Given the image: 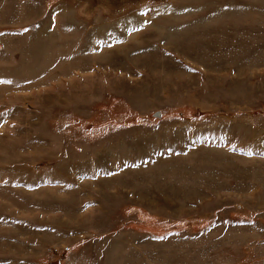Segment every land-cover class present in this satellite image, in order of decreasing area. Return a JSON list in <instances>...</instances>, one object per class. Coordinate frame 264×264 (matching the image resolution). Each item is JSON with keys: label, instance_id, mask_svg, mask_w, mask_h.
<instances>
[{"label": "rangeland", "instance_id": "1", "mask_svg": "<svg viewBox=\"0 0 264 264\" xmlns=\"http://www.w3.org/2000/svg\"><path fill=\"white\" fill-rule=\"evenodd\" d=\"M0 264H264V0H0Z\"/></svg>", "mask_w": 264, "mask_h": 264}, {"label": "water", "instance_id": "2", "mask_svg": "<svg viewBox=\"0 0 264 264\" xmlns=\"http://www.w3.org/2000/svg\"><path fill=\"white\" fill-rule=\"evenodd\" d=\"M155 116H156V117H157V116H159V113H158V112H156V113H155Z\"/></svg>", "mask_w": 264, "mask_h": 264}, {"label": "snow or ice", "instance_id": "3", "mask_svg": "<svg viewBox=\"0 0 264 264\" xmlns=\"http://www.w3.org/2000/svg\"><path fill=\"white\" fill-rule=\"evenodd\" d=\"M225 6H227V5H225Z\"/></svg>", "mask_w": 264, "mask_h": 264}]
</instances>
